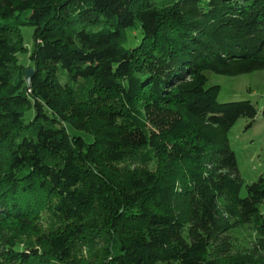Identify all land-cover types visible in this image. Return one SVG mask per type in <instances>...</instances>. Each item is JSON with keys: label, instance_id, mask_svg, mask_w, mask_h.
Instances as JSON below:
<instances>
[{"label": "trees", "instance_id": "obj_1", "mask_svg": "<svg viewBox=\"0 0 264 264\" xmlns=\"http://www.w3.org/2000/svg\"><path fill=\"white\" fill-rule=\"evenodd\" d=\"M261 70L264 0H0V264H264L206 75Z\"/></svg>", "mask_w": 264, "mask_h": 264}, {"label": "rangeland", "instance_id": "obj_2", "mask_svg": "<svg viewBox=\"0 0 264 264\" xmlns=\"http://www.w3.org/2000/svg\"><path fill=\"white\" fill-rule=\"evenodd\" d=\"M21 19L28 18V14H20ZM98 29L94 28V30ZM31 26H21L20 35L23 39L24 48L28 52L33 45ZM139 31L129 29L125 31V46H136L140 41ZM24 55L19 57V61L25 63ZM207 86L216 85L219 87L217 101L219 103L249 101L258 109V114L251 127H247L248 121L239 119L234 126L229 129L228 143L236 157L237 169L244 186L239 193L241 197L246 196L245 185L255 182L260 176H264V123L262 121L261 111L264 109V70L245 73L237 76H224L214 73H207ZM32 118V111L24 116L25 123ZM85 141H91L90 136L83 133H77ZM260 212L264 215V205L258 206ZM252 227L244 232L238 241L240 245L249 244L253 237ZM248 246V245H247ZM246 246V247H247ZM249 247V246H248Z\"/></svg>", "mask_w": 264, "mask_h": 264}, {"label": "water", "instance_id": "obj_3", "mask_svg": "<svg viewBox=\"0 0 264 264\" xmlns=\"http://www.w3.org/2000/svg\"><path fill=\"white\" fill-rule=\"evenodd\" d=\"M32 72H33V69L32 68H29L25 71V79L27 81V83L29 84L30 82V79H31V76H32Z\"/></svg>", "mask_w": 264, "mask_h": 264}]
</instances>
